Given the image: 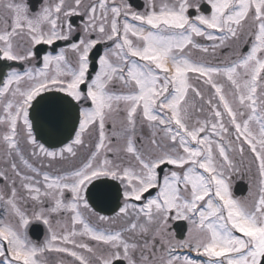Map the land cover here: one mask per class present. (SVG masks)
<instances>
[{
  "label": "snow or ice",
  "instance_id": "obj_1",
  "mask_svg": "<svg viewBox=\"0 0 264 264\" xmlns=\"http://www.w3.org/2000/svg\"><path fill=\"white\" fill-rule=\"evenodd\" d=\"M0 63V264H264V0H0Z\"/></svg>",
  "mask_w": 264,
  "mask_h": 264
},
{
  "label": "flooded vegetation",
  "instance_id": "obj_2",
  "mask_svg": "<svg viewBox=\"0 0 264 264\" xmlns=\"http://www.w3.org/2000/svg\"><path fill=\"white\" fill-rule=\"evenodd\" d=\"M129 2L132 4L135 10L137 11H143L145 0H129ZM31 3L35 6H39V0H31ZM76 20V23L79 24L81 21L79 18H74ZM44 50L50 51L52 47H56V45L53 46H43ZM227 53V50H225V54ZM223 56H221V59ZM4 63H12V62H4ZM4 63H0V71H7V68L4 66ZM241 157H236L237 161H240ZM244 163L241 167V171L234 174L231 177L232 181V188H233V194L237 198H244L248 196L250 188L254 191V177H255V165H252L251 172L248 171V166L251 164L249 159H246V157L243 158ZM239 183V185L236 188V185ZM36 226V225H34ZM34 226L31 228V235L35 239L36 237V231L34 230ZM42 226V225H40ZM187 223L183 221H176L173 222V231L176 234L177 239H181L184 236L187 235ZM42 233L44 234V229L42 226ZM40 239H43V235ZM194 255V254H193Z\"/></svg>",
  "mask_w": 264,
  "mask_h": 264
},
{
  "label": "water",
  "instance_id": "obj_3",
  "mask_svg": "<svg viewBox=\"0 0 264 264\" xmlns=\"http://www.w3.org/2000/svg\"><path fill=\"white\" fill-rule=\"evenodd\" d=\"M97 211H100L101 214H104V215H111L112 214V212H111V206L109 204H107V203L98 206L97 207Z\"/></svg>",
  "mask_w": 264,
  "mask_h": 264
},
{
  "label": "rangeland",
  "instance_id": "obj_4",
  "mask_svg": "<svg viewBox=\"0 0 264 264\" xmlns=\"http://www.w3.org/2000/svg\"><path fill=\"white\" fill-rule=\"evenodd\" d=\"M202 42H204V43H210V42H208V41H202ZM226 54H227V53H226ZM223 58H224V56H223ZM223 58H222V59H223ZM236 157H239V155H236L234 158L236 159ZM244 157H246V159H249L250 162L252 161V154H251L250 152L247 151V148H246V150H245Z\"/></svg>",
  "mask_w": 264,
  "mask_h": 264
}]
</instances>
